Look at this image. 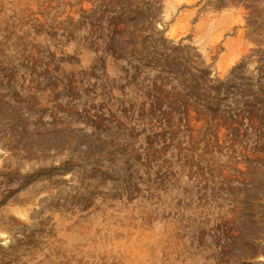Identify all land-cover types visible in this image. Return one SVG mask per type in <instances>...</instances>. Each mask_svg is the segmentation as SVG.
<instances>
[{
  "label": "rangeland",
  "instance_id": "obj_1",
  "mask_svg": "<svg viewBox=\"0 0 264 264\" xmlns=\"http://www.w3.org/2000/svg\"><path fill=\"white\" fill-rule=\"evenodd\" d=\"M0 264H264V0H0Z\"/></svg>",
  "mask_w": 264,
  "mask_h": 264
}]
</instances>
